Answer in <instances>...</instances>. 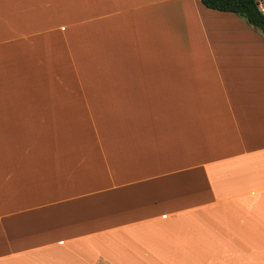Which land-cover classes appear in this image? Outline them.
I'll return each instance as SVG.
<instances>
[{"label": "crops", "instance_id": "1", "mask_svg": "<svg viewBox=\"0 0 264 264\" xmlns=\"http://www.w3.org/2000/svg\"><path fill=\"white\" fill-rule=\"evenodd\" d=\"M0 264H264V36L200 0H0Z\"/></svg>", "mask_w": 264, "mask_h": 264}, {"label": "trees", "instance_id": "2", "mask_svg": "<svg viewBox=\"0 0 264 264\" xmlns=\"http://www.w3.org/2000/svg\"><path fill=\"white\" fill-rule=\"evenodd\" d=\"M200 2L207 8L231 12L244 18L264 36V13L259 8L257 0H200Z\"/></svg>", "mask_w": 264, "mask_h": 264}, {"label": "rangeland", "instance_id": "3", "mask_svg": "<svg viewBox=\"0 0 264 264\" xmlns=\"http://www.w3.org/2000/svg\"><path fill=\"white\" fill-rule=\"evenodd\" d=\"M241 18V17H240ZM243 19V21L245 22V23H247L246 22V20L244 19V18H242ZM248 24V23H247ZM250 27H252L254 30H256V31H258V32H260V30L259 29H257V28H255V27H253V26H251L250 24H248ZM261 33V32H260Z\"/></svg>", "mask_w": 264, "mask_h": 264}]
</instances>
